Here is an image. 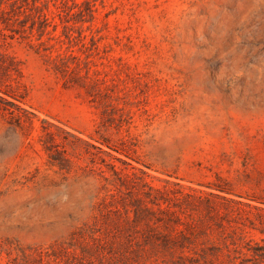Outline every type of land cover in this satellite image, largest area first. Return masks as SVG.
I'll return each instance as SVG.
<instances>
[{
	"label": "rangeland",
	"instance_id": "obj_1",
	"mask_svg": "<svg viewBox=\"0 0 264 264\" xmlns=\"http://www.w3.org/2000/svg\"><path fill=\"white\" fill-rule=\"evenodd\" d=\"M0 264H264V0H0Z\"/></svg>",
	"mask_w": 264,
	"mask_h": 264
}]
</instances>
